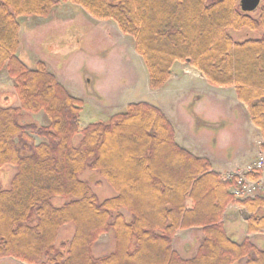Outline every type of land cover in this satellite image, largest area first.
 <instances>
[{
	"label": "trees",
	"instance_id": "1",
	"mask_svg": "<svg viewBox=\"0 0 264 264\" xmlns=\"http://www.w3.org/2000/svg\"><path fill=\"white\" fill-rule=\"evenodd\" d=\"M68 2L133 38L151 88L163 87L177 62L194 67L213 86L234 87L264 149V0L252 12L243 11L240 0H0V72L6 68L16 91L12 101L0 98V170L16 167L10 187L0 186V259L264 264V248L250 236L234 239L225 228L227 209L236 202L247 214V233L264 232V195L235 199L231 190L238 177L224 178L209 158L181 146L161 107L133 102L80 129L85 101L44 62L32 68L18 56L20 17H47ZM244 29H262V35H231ZM40 113L48 125L34 118ZM87 171L116 194L102 200L91 180L81 178ZM58 196L65 199L60 205ZM69 223L75 225L73 237L57 245L59 230ZM189 228H200L203 238L185 258L173 242ZM103 233L111 234L115 246L96 255Z\"/></svg>",
	"mask_w": 264,
	"mask_h": 264
},
{
	"label": "rangeland",
	"instance_id": "2",
	"mask_svg": "<svg viewBox=\"0 0 264 264\" xmlns=\"http://www.w3.org/2000/svg\"><path fill=\"white\" fill-rule=\"evenodd\" d=\"M231 35L236 40L259 37L262 29L231 30ZM19 39V57L32 68L39 61L44 62L72 94L75 92L85 101L80 129L90 121L108 120L125 111L130 103L145 101L165 106L172 122L191 137L188 140L195 148L216 162L218 169H214L223 177L228 168L222 170L220 166L235 159L237 162L248 160L251 144L259 148V153L262 152L259 133L248 118L247 106L237 102L234 87L213 86L197 69L177 62L167 83L158 89L151 88L146 64L134 47L133 38L125 35L116 23L94 18L79 5L69 2L59 4L47 17H20ZM14 85V80L4 68L0 72V98L9 95L12 101L16 94ZM35 118L42 125L50 123L44 113L35 115ZM35 139L40 141L38 137ZM254 156L252 160L258 157ZM11 167L16 171L12 165L0 170L3 184L8 183ZM89 172L82 174L81 178L91 180L102 200L116 194L108 183ZM54 201L60 205L65 199L58 196ZM123 212L129 215L127 211ZM228 214V224L233 227L229 230L234 232L232 237L243 240L236 233L242 223L241 217L233 219L230 217L233 213ZM189 229L185 232L179 230L173 245L185 258L195 254L203 238L200 228ZM74 231L75 226L67 224L60 230L58 241L64 240V237L71 238ZM112 241L111 244L108 235L100 236L93 249L95 254L112 251L115 246ZM254 241L264 248L263 238L255 237ZM3 261L26 264L12 258L0 260V264H4ZM236 264L243 263L239 261Z\"/></svg>",
	"mask_w": 264,
	"mask_h": 264
},
{
	"label": "crops",
	"instance_id": "3",
	"mask_svg": "<svg viewBox=\"0 0 264 264\" xmlns=\"http://www.w3.org/2000/svg\"><path fill=\"white\" fill-rule=\"evenodd\" d=\"M56 75V74H55ZM56 77H57V75H56ZM204 78V77H203ZM57 79H58V77H57ZM205 79V78H204ZM59 80V79H58ZM206 80V79H205ZM60 81V80H59ZM61 82V81H60ZM62 83V82H61ZM65 87H67L68 88V86L65 84V83H62ZM233 88V87H232ZM69 89V88H68ZM70 90V89H69ZM73 92V91H72ZM74 94H75V92H73ZM76 96H78V97H81V96H79L78 94H75ZM82 98V97H81ZM235 98H236V100H237V102H239L240 104H244V103H242V102H240L239 100H238V98H237V96H236V93H235ZM161 108H162V110L167 114V116L169 117V119L171 120V122H172V119L170 118V115H169V112L167 111V109L165 108V106H163V105H161L160 106ZM248 118H249V116H248ZM249 120H250V118H249ZM250 122H251V120H250ZM173 123V126H174V128H175V133H176V136H175V138H176V141L181 145V146H183V147H185V148H187V149H189V150H191L192 152H194L195 154H198V155H201V156H205V157H207V158H209L210 159V161L212 162V164H213V167H216V162L214 161V160H212L210 157H208L204 152H201V150L200 149H197V148H195V146H194V144L193 143H190V141L188 140V139H190L191 137H188L185 133H182L181 132V129L179 128L178 129V126H177V124L175 123V122H172ZM251 124H252V122H251ZM254 127H255V125H253ZM256 128V131H258V133H259V136H260V139L263 141V138H262V135H261V133H260V131L257 129V127H255ZM259 149V148H258ZM258 149H256V146L255 145H253V144H251V148H250V156H248L247 157V159L248 160H245V161H236V159L233 161V162H230V161H228V162H226V163H224L222 166H220L221 168H222V170H224V168H228L227 169V171L228 172H233V171H237V170H239V169H242V168H244L247 164H248V162H250V160H252V158H253V156L256 158L259 154V152H258ZM261 150H264V149H262L261 148ZM217 168V167H216ZM218 169V168H217ZM228 172L227 173H225V175H227L228 174ZM260 193L261 194H264V182H263V184H262V186H261V189H260ZM237 209H238V206L236 205V204H231V205H229V207H228V212L229 213H233L232 215H230V217H232L233 219H237V217L238 216H240L241 217V220H242V223H241V225H239V228H238V231H236V233H238V235H239V237H243V239H245L246 237H248V236H250V238L252 239V241L253 242H255L254 241V238L255 237H258V238H260V239H264V232H261V233H259V234H251V235H249L248 233H247V229H245V224H246V221L244 220V213L241 211L239 214L240 215H238V213H237ZM225 228H226V230H227V232L232 236L233 235V230H229V229H233V227H231V225H229L228 224V220H226L225 221ZM188 230H190V229H186V230H184V232L185 231H188ZM199 232H201V231H199ZM186 233H188V232H186ZM185 233V234H186ZM179 235V233H177V236ZM177 236L175 237V239L177 238ZM234 239H236V238H234ZM237 240V239H236ZM239 241V240H238ZM242 241V240H241ZM256 243V242H255ZM174 244H175V240H174Z\"/></svg>",
	"mask_w": 264,
	"mask_h": 264
},
{
	"label": "built area",
	"instance_id": "4",
	"mask_svg": "<svg viewBox=\"0 0 264 264\" xmlns=\"http://www.w3.org/2000/svg\"><path fill=\"white\" fill-rule=\"evenodd\" d=\"M264 171V153L247 164L246 168L237 172L236 185L233 187L232 192L237 198H246L253 196L261 184L262 178L253 179L250 173H257Z\"/></svg>",
	"mask_w": 264,
	"mask_h": 264
},
{
	"label": "flooded vegetation",
	"instance_id": "5",
	"mask_svg": "<svg viewBox=\"0 0 264 264\" xmlns=\"http://www.w3.org/2000/svg\"><path fill=\"white\" fill-rule=\"evenodd\" d=\"M94 91V93H97L95 90H93ZM6 98H8V96H6ZM34 118H35V116H34ZM36 119V118H35ZM37 120V119H36ZM38 121V120H37ZM14 173H15V169L14 168H12L11 167V173H10V176H9V180H8V183L7 184H3V179L2 178H0V186H1V188H4V189H7V188H9L10 187V182H11V178H12V176L14 175ZM89 174V173H88ZM0 176H1V173H0ZM8 185V186H7ZM93 187V189L94 190H97L94 186H92ZM99 196V195H98ZM73 224V223H72ZM67 224H65L63 227H65ZM74 225V224H73ZM75 226V225H74ZM62 227V228H63ZM61 228V229H62ZM60 229V230H61ZM60 230H59V232H60ZM74 233H75V231H74ZM58 235H59V233H58ZM74 235V234H73ZM102 235H108V237H109V239H110V243L112 244L113 243V241H112V236H111V234H109V233H103V234H101V236ZM73 237V236H72ZM71 237V238H72ZM71 238H68V239H66L65 237L63 238L64 240H61V241H58V238H57V245H60L62 242H64V241H67V240H69V239H71ZM173 245H174V242H173ZM176 249V248H175ZM177 250V249H176ZM111 252V251H110ZM105 253H108V252H105ZM104 254V253H103ZM7 259H9V258H4V259H0V260H7ZM12 259H14V258H12ZM4 262V264H8L7 263V261H3ZM27 264V263H26Z\"/></svg>",
	"mask_w": 264,
	"mask_h": 264
},
{
	"label": "water",
	"instance_id": "6",
	"mask_svg": "<svg viewBox=\"0 0 264 264\" xmlns=\"http://www.w3.org/2000/svg\"><path fill=\"white\" fill-rule=\"evenodd\" d=\"M261 3V0H240V5L243 11L252 12L256 10Z\"/></svg>",
	"mask_w": 264,
	"mask_h": 264
}]
</instances>
